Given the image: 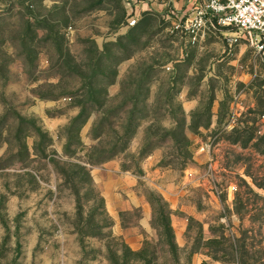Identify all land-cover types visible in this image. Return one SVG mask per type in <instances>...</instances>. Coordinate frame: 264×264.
<instances>
[{
  "label": "rangeland",
  "instance_id": "rangeland-1",
  "mask_svg": "<svg viewBox=\"0 0 264 264\" xmlns=\"http://www.w3.org/2000/svg\"><path fill=\"white\" fill-rule=\"evenodd\" d=\"M141 3L0 0V264H264V59Z\"/></svg>",
  "mask_w": 264,
  "mask_h": 264
},
{
  "label": "built area",
  "instance_id": "built-area-1",
  "mask_svg": "<svg viewBox=\"0 0 264 264\" xmlns=\"http://www.w3.org/2000/svg\"><path fill=\"white\" fill-rule=\"evenodd\" d=\"M192 14L184 23L192 42L214 18L217 25L233 29V41L242 39L264 59V0H193ZM135 23L128 20L129 26Z\"/></svg>",
  "mask_w": 264,
  "mask_h": 264
},
{
  "label": "crops",
  "instance_id": "crops-1",
  "mask_svg": "<svg viewBox=\"0 0 264 264\" xmlns=\"http://www.w3.org/2000/svg\"><path fill=\"white\" fill-rule=\"evenodd\" d=\"M198 2H201L202 0H197ZM143 4V5H142ZM172 6L175 10H181L183 14L187 13V17L185 18V21L190 19L192 17L193 13V0H144V3H141V9H144L148 7V9L155 10L157 12L166 9L169 6ZM184 8V9H183ZM159 10V11H158ZM186 11V12H185ZM182 16V15H181ZM214 18L208 19V27L212 26L211 20ZM100 181V179H98ZM191 182H195V180H191ZM133 184V183H132ZM101 190V193L107 197L109 194L107 192V189L105 186L99 188ZM103 189V190H102ZM172 187L168 186L165 188L159 187L160 194L165 198L166 201L169 202L170 208L175 210L177 207H179L180 201L178 200V197L176 196V193H179L177 190L173 193ZM142 214H143V220L146 225L151 221V210L148 206L142 205ZM184 212L188 213V215H195V210H184ZM186 213V214H187ZM177 215V214H176ZM171 228L173 229V232L177 238H181V236L185 232V223L179 219L177 216L172 215L171 216Z\"/></svg>",
  "mask_w": 264,
  "mask_h": 264
}]
</instances>
